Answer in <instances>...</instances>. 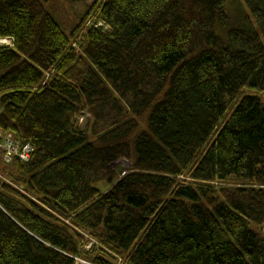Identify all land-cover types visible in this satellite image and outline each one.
Listing matches in <instances>:
<instances>
[{
	"label": "trees",
	"instance_id": "trees-1",
	"mask_svg": "<svg viewBox=\"0 0 264 264\" xmlns=\"http://www.w3.org/2000/svg\"><path fill=\"white\" fill-rule=\"evenodd\" d=\"M50 1L0 0V133L34 147L0 264H264V0H96L71 36Z\"/></svg>",
	"mask_w": 264,
	"mask_h": 264
},
{
	"label": "rangeland",
	"instance_id": "rangeland-1",
	"mask_svg": "<svg viewBox=\"0 0 264 264\" xmlns=\"http://www.w3.org/2000/svg\"><path fill=\"white\" fill-rule=\"evenodd\" d=\"M96 2V0H51L46 3L47 9L56 18L63 30L71 36L73 32L83 24V20L89 13L90 8ZM88 21V20H87ZM86 24V23H85ZM84 25V24H83ZM0 44L10 45L7 39H1ZM87 116H80V123L87 124L84 118ZM1 137V136H0ZM1 144V143H0ZM8 148V147H6ZM124 169H130L131 163L126 159L123 162ZM117 163L112 166V169L116 172L118 170ZM117 173V172H116ZM98 187L103 191L108 189L107 184H98ZM81 263H85L80 260Z\"/></svg>",
	"mask_w": 264,
	"mask_h": 264
},
{
	"label": "built area",
	"instance_id": "built-area-1",
	"mask_svg": "<svg viewBox=\"0 0 264 264\" xmlns=\"http://www.w3.org/2000/svg\"><path fill=\"white\" fill-rule=\"evenodd\" d=\"M1 135L0 156L6 163H10L14 158H18L22 162L30 160L34 152V147L31 143L21 141L12 132H1Z\"/></svg>",
	"mask_w": 264,
	"mask_h": 264
},
{
	"label": "bare ground",
	"instance_id": "bare-ground-1",
	"mask_svg": "<svg viewBox=\"0 0 264 264\" xmlns=\"http://www.w3.org/2000/svg\"><path fill=\"white\" fill-rule=\"evenodd\" d=\"M0 41H2V40H0ZM0 136H2L1 133H0ZM123 162H124V159H122V160H120L119 162H117V165L119 166L117 171H118V172L120 171V172L122 173V175H124L125 172H127V171L130 170V169H128V170H127V169H124V167H123V166H124V165H123Z\"/></svg>",
	"mask_w": 264,
	"mask_h": 264
}]
</instances>
